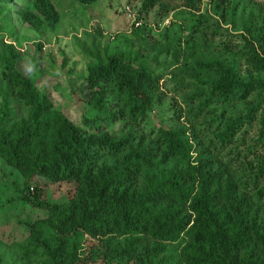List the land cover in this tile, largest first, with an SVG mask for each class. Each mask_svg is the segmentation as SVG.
Here are the masks:
<instances>
[{"label": "trees", "instance_id": "1", "mask_svg": "<svg viewBox=\"0 0 264 264\" xmlns=\"http://www.w3.org/2000/svg\"><path fill=\"white\" fill-rule=\"evenodd\" d=\"M182 2L189 13L174 19L188 24L184 41L206 37L205 55L218 38L225 57L195 61L204 87L190 92L181 79L186 109L175 115L186 121L175 127L157 125L153 108L181 49L142 19L154 11L161 27L163 0H144L135 26L151 46L87 63L74 96L95 115L81 125L41 77L21 72L25 51L1 44L0 241L20 264H264V155L251 158L264 146V80L253 76L264 73V23L246 0ZM13 13L42 34L61 22L52 0H0V32L11 38Z\"/></svg>", "mask_w": 264, "mask_h": 264}, {"label": "rangeland", "instance_id": "2", "mask_svg": "<svg viewBox=\"0 0 264 264\" xmlns=\"http://www.w3.org/2000/svg\"><path fill=\"white\" fill-rule=\"evenodd\" d=\"M52 1L61 16L56 32L49 30H45L43 34L36 32L29 25L21 23L13 13L11 26L14 27L16 35L11 38L8 29L0 32V46L3 42L14 41V44L25 51L24 59L19 64L21 72L41 77L38 87L41 90L46 89L56 106L73 122L81 125L83 117L95 115L93 108L74 96L83 88L88 74L89 60L97 58L99 54L115 51L125 53L129 58L134 59L142 50L152 45L143 43L141 31H135V25L131 23L125 10L130 6L137 17H143L144 14L141 15L140 10L144 0H98L94 4H83L78 0ZM163 2L169 5L171 11L167 17L162 18L161 27L157 28L155 25L154 11L147 14V19H142L146 26L155 27L154 32L158 37L162 34L167 43L181 49L182 65L177 66L172 63L163 67L168 74L165 76L164 88L160 92L162 99L153 108V119L157 125L175 127L178 123L184 124L186 121L184 116L178 119L175 115L177 110L186 109L184 96H180L178 89L181 87V79H185L186 84L190 86V92L196 87H204L206 76L195 69V61L217 56L225 57V53L220 51L218 38L213 45L206 41L209 50L204 51L205 55L201 54L205 46L203 40L206 37L201 35L196 41L186 43L184 40L188 34L186 30L188 24L174 18L176 15L185 16L189 10L184 7L182 0H163ZM246 2L249 11L252 7L254 19L264 23V0H246ZM208 4V1L204 2L201 10L205 11ZM21 7L22 5L18 4L16 8ZM23 7L33 9L31 4ZM224 26L229 28L228 25ZM239 33L240 31H235L234 34ZM175 38L180 39V42L176 44ZM37 43H42L46 49L39 52ZM63 57L70 59L66 68L62 67ZM146 58L150 59L151 56ZM242 72L246 73L245 67L242 68ZM253 76H260L264 80V73L261 75L254 73ZM237 106L241 107L239 104ZM184 110L180 112L182 115L186 113ZM248 134L256 137L255 132L249 131ZM263 155L264 146L251 158ZM1 256L0 264L21 263L17 252L0 241Z\"/></svg>", "mask_w": 264, "mask_h": 264}, {"label": "built area", "instance_id": "3", "mask_svg": "<svg viewBox=\"0 0 264 264\" xmlns=\"http://www.w3.org/2000/svg\"><path fill=\"white\" fill-rule=\"evenodd\" d=\"M125 10L132 24H134L136 27L143 26L144 22L141 20L140 17H137V15L133 12L130 6H127ZM45 49L46 48L44 47V50Z\"/></svg>", "mask_w": 264, "mask_h": 264}]
</instances>
